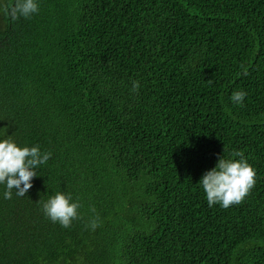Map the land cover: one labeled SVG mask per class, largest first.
Here are the masks:
<instances>
[{
	"label": "trees",
	"instance_id": "obj_1",
	"mask_svg": "<svg viewBox=\"0 0 264 264\" xmlns=\"http://www.w3.org/2000/svg\"><path fill=\"white\" fill-rule=\"evenodd\" d=\"M36 3L0 14V140L51 157L24 197L0 185V264H264V0ZM234 151L255 186L209 207ZM58 192L69 228L42 211Z\"/></svg>",
	"mask_w": 264,
	"mask_h": 264
},
{
	"label": "clouds",
	"instance_id": "obj_2",
	"mask_svg": "<svg viewBox=\"0 0 264 264\" xmlns=\"http://www.w3.org/2000/svg\"><path fill=\"white\" fill-rule=\"evenodd\" d=\"M38 11L36 0L0 2V14L12 21L21 17L29 18ZM138 89L139 82H133V92ZM246 95L244 91H237L230 99L233 103L242 105ZM230 155L239 159L219 158L216 166L205 172L199 181L209 207L218 204L228 209L230 206L239 205L255 186L256 172L244 158L243 152L234 151ZM50 157L51 153H41L39 146H17L10 136L0 140V185H5L4 198L11 199L13 190L18 197H24L32 187V179L37 176L36 169ZM79 207L78 202H72L70 195L58 192L43 203L42 211L52 223L69 228L72 221L78 218ZM98 226V218L90 222L93 230Z\"/></svg>",
	"mask_w": 264,
	"mask_h": 264
}]
</instances>
